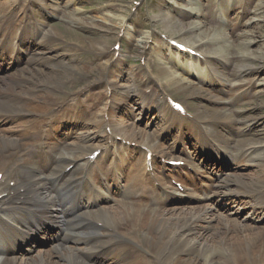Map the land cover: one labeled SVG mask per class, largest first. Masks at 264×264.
<instances>
[{"label":"bare ground","instance_id":"1","mask_svg":"<svg viewBox=\"0 0 264 264\" xmlns=\"http://www.w3.org/2000/svg\"><path fill=\"white\" fill-rule=\"evenodd\" d=\"M7 2L17 4L18 0H8ZM261 2L262 0L257 5V10L262 6L264 9V2L263 4ZM6 6L5 2H1L0 11H3ZM221 9L224 13L227 12V5L221 4ZM192 12V9H188L187 12L181 9L177 12V17L172 16L175 20L172 19L169 23L161 26L162 32L167 34V37L181 32L182 30L177 28L175 22L192 26L191 30L196 29L199 22L185 21ZM256 12L243 13L237 28L229 30L228 35L221 33L218 35V32H214L223 39V42L218 45L213 43L211 50L199 51L203 55L202 60L206 62L208 57H214L223 65L229 64L234 53L232 47L236 45L238 39L247 37L245 34L238 35L236 29L246 26L247 23L242 22V19ZM112 15L114 13L110 14V16ZM169 16L160 12V15L153 19L162 22L169 19ZM118 20L119 25L123 16ZM26 26L24 25L20 30L19 38L21 35L25 36ZM0 34L1 57L6 54V41L10 38V34L6 28H0ZM257 37L264 38L260 32H255L249 34L250 39L245 41L244 45L241 43L240 47L243 51L239 55L242 62L236 67L238 73L255 68L248 61L257 66L258 64L254 62L264 60V53H257L256 49L250 52L246 50L248 43L254 42ZM15 38L16 36L13 37V39ZM184 39L185 42L181 43L194 49L192 45L196 42L199 43L201 36L198 39L195 36ZM212 39L213 42L216 41V39ZM228 41H231V44H228ZM18 42L20 47L22 41L18 40ZM30 43L32 42H27V45ZM105 45V43H100L97 47L98 50L105 48ZM202 45L203 43H199L198 46ZM33 46L39 50V53L37 50L33 56L28 57L27 64L30 67L27 66L20 74L12 76V83L2 82V86H0V171L11 177V168L20 158V165L15 167V171L19 169L22 171L24 181L21 183L15 181L11 189L13 196L10 198V202L16 205L14 211L26 212L23 215L25 219L14 221L6 214L11 207L0 202V247L2 248L0 254H4V257L0 258V264H187L192 261L193 257H195L194 259H204L202 264H251L250 260L255 256V252L264 251V247H258L259 243L264 242V223L263 221H259L260 224L256 222L261 219L259 209L263 207L262 202L264 201V140L253 135L245 141L238 142L234 140L233 136L223 134L222 129H218L215 124H209L207 120H204V118L217 119L220 113L219 109H207L210 110L209 116L201 117L197 123L202 128H208L210 134L207 137L208 143L226 140L237 147L235 152L229 151L227 154L226 159L232 158L233 161L228 163L229 171L221 174L214 185V197L208 198V195L205 194L202 199H207L210 202L202 204L201 207L190 206L184 202L182 203L184 205L176 203L162 208L161 200L163 198H158L157 192L152 187V179L139 175V167L148 151L153 154L152 162L158 155L157 151L165 153L163 156H166L168 151L161 144L154 143L153 135L143 132L141 129H134L137 127L136 125L132 130L126 128L121 105L135 101L134 104L138 108H141L140 105L144 107L149 105L158 112L161 111V108L158 107L164 96L156 97L155 101L146 103L144 97L138 95L130 86L124 87L119 102L115 105L112 104V107H115L111 112V121L105 119L107 105L99 110L95 119H83V124L92 126V129L80 134L75 141L69 142L66 152L59 155L51 171H45L43 167L46 166L41 163L45 158L50 157L61 143V138L56 134L60 126L58 119L54 118L58 117V114H51V116H47V114L52 110L51 105L56 103L53 101L54 93L64 85V80L56 75H49L41 67H36L43 62V64L55 67L58 65L50 62L44 55L47 50H52L47 41L42 38L37 39ZM29 49H33V47ZM69 69L71 74H75L72 72L76 70L75 67L71 66ZM159 71L161 76L163 75L161 78L169 82L176 90L188 92L192 88L191 82L188 83V86L185 85L182 79L168 74L164 67H161ZM185 71L188 72V69ZM228 76L229 73L224 71L220 75L215 74L214 76L205 72L201 76V80L216 87L218 84L223 85ZM128 99L130 100L126 102ZM69 106L70 104L64 107L60 105L55 111L58 113L60 111L69 112ZM252 107L254 110L257 109L253 103ZM34 113L38 114V117H27ZM130 113H132L131 109L127 112V116ZM258 116V114L252 115L247 123L243 124V127L246 128L249 124H253L252 120ZM21 118L26 119L21 121L24 125L23 128L11 125L13 122H18L17 120L20 121ZM73 118L77 119V117ZM106 127L110 128L112 135L120 136L125 141H135L137 146L134 149H132L133 147L125 148L124 152L118 154L119 162L115 166L110 165L104 171L109 176L108 178L115 182V185L119 182V185L122 186L121 198L112 199L113 203L105 206L104 203L103 206L89 210L87 209L89 205L96 204V199H91L95 191L84 175L89 162L87 161L86 166H78L77 156L89 151L88 154H90L97 149L95 147L90 150L91 143L104 136ZM139 137H141V141L138 140ZM204 142L205 140L201 139L199 145L202 146ZM212 146L213 144L209 147ZM227 146L231 145L227 143ZM134 152L144 153V157H138L133 162L128 161ZM186 154L193 156L191 152ZM204 160L216 163V159H213L212 156ZM69 165L75 167L72 170L77 171L78 175H70L64 181L57 183L65 171V167ZM245 168H252L249 171L248 179H244V175H237L235 172ZM115 171L119 172L118 176L115 175ZM187 180L193 184V177L188 176ZM164 181H166L165 178L163 181L159 179L161 184H165ZM95 183L105 187L98 177ZM185 184L189 189L190 185ZM104 189L107 194L108 189ZM217 200L219 203L227 204L222 207L224 209L232 203L242 201L248 205V209H246L248 215L244 216L243 221L240 222L238 218L241 213L230 207L229 210L233 209V212L227 213L228 216L223 215L224 211H216ZM179 201L181 202V200ZM67 204L68 207H66ZM72 207L75 211L80 207L83 208L79 217L68 215ZM215 214L219 217H216ZM214 219L215 222L210 224ZM17 225L24 226L26 230L24 229L19 234ZM106 227L110 228L111 232H105L104 228ZM35 230L42 231L41 233L43 230H51L54 240L58 239L59 242L55 243L46 253L48 254L47 258L52 255L53 261L39 259V262H35L32 257H24L17 262L15 257L7 255L13 251L20 240L23 242L27 240L30 236L29 231ZM143 230L145 233L141 234ZM259 234L263 237L256 241L255 237ZM111 237L114 238L109 241ZM33 252H35L34 249ZM36 253L39 254L40 251Z\"/></svg>","mask_w":264,"mask_h":264},{"label":"rangeland","instance_id":"2","mask_svg":"<svg viewBox=\"0 0 264 264\" xmlns=\"http://www.w3.org/2000/svg\"><path fill=\"white\" fill-rule=\"evenodd\" d=\"M53 1L54 0H50V2L48 0L45 1L46 3H49L50 6H55V8H57V10H55V14L53 15V17H50L48 21L44 22V17H42L39 14V11H40L39 9L41 8V6H38V9L35 10V13L39 15V18H38L39 22H44V30L47 33H49L52 37L56 38V39H50L47 42L50 45V47H52V50H50L51 52H46V56L50 57V59H54L55 61H59L62 65L66 66L68 70L64 72L63 70L64 67L62 68L60 66L58 72L51 73L50 72L51 70H49L45 66L40 65V67L43 70H45V72L49 73V75L56 74L59 78L64 80L65 83H64V86L61 88L60 94H65L70 89L76 90L77 88H80L81 86L90 82L94 78L91 76L90 78H84L81 76H75V78H72L70 76L71 72L69 70V67L76 66V69H79L80 74L89 65L90 67H95L98 63H96V61L93 62L92 59H90V57L93 56L95 58H99V56L95 53L96 49H98L97 48L98 45L100 43L102 44L105 43L107 45H110L113 42L114 38L111 35L108 36L105 33L101 34L98 31L91 30L89 28H92V29L100 28L105 32L106 31L110 32V30L116 32L118 23H119L118 19L121 18V16L127 17L128 15L132 13L131 10L133 8L132 7L133 1L135 0H71V3L69 5L64 4V2H67L68 0H58L59 1L58 6L51 4ZM141 1L143 3L141 7L139 8L140 18L136 17L134 20V23H137L138 25L146 26L149 23L148 20L151 18H155V17L157 18V16L160 15V12L164 13V15L168 13L170 15V16L168 15L169 19H165L162 22L161 21L158 22L157 19H155L156 21L152 22L155 28L158 29L159 32H162L161 26H163L165 23H169L170 21H172L173 15L177 17L175 12L173 14L172 12L173 9L181 10L182 9L181 7H185L187 5V8H188L190 7V5H192L195 8L194 9L195 12H198V13L202 12L204 14L205 12H207V10H205V5L207 1H212V0H194L191 2H189V0H168L169 4L165 3L164 0H151L152 2H149L148 0L147 2L146 0H141ZM233 1L236 3H239L242 0H233ZM259 2L260 1L258 0V3ZM263 2L264 0H262L261 4H263ZM256 3L257 1L255 2V4ZM63 11L69 12L70 16H68L69 14L68 15L64 14ZM256 11L257 12L255 13V15H253L250 18V20L252 19V21H255V24L246 27L244 31L249 32V30L254 29L256 30L255 32H260V34L264 36L263 6L260 7L258 10L256 9ZM112 13H114V15H112L113 17L110 16V14ZM233 16L234 15L230 16V18ZM190 17L192 19L196 18V16H190ZM186 20L188 22L190 19L187 18ZM175 24L177 28H180L182 30L178 34H174V37H176L179 40H182L186 37L191 38L194 36L195 38L198 39V34H206L204 33L205 27H208V28L210 27L208 25H204V23L202 22L201 27L197 28L195 32H193V34H189L186 32L188 29H190L188 25L186 26V25H182L176 22ZM230 26H231V22H230ZM125 33L126 35L124 36V39L122 42L123 61H121V65H120L121 70H122V76L120 75L117 76L118 72H115V70L114 72L110 70L111 80L114 81V89H115L113 97H112L113 102H118L121 96L120 90L124 86L132 85V83L129 82L130 74L131 72H133V68L137 64V57H138V53L141 47L140 43L143 38L142 37L143 34L146 33V30H142L139 28L138 29L133 28V30L127 29ZM152 43H154V45L159 44L158 40H155ZM208 44L209 43H207V45H203L202 49L208 50L209 49L207 47ZM149 45H153V44L150 43ZM199 48L201 50V47ZM263 48H264V38H262L257 45H254L252 49H256L257 53H264ZM236 49L238 50V46L236 47ZM238 61L240 62V60H237V62L234 65H236ZM163 65L164 63L160 62L158 63L157 67L159 68V66H163ZM21 66H22V69L27 67L24 61L21 62L20 64L14 67V69L12 70L13 72L9 71V72L2 73L0 77V82H2V79L7 76L6 81L11 83L12 82L10 80L11 77L8 75H10V72H12L11 74H14L15 72H19L20 71L19 69L21 68ZM258 80H260V78H258ZM149 85L150 83L147 82L144 86L138 87V91L142 93L144 90H149L150 89L148 88ZM132 87H134V85H132ZM92 91L93 90L85 94L86 96L84 97V100L88 102L91 101L92 99L93 101L97 100L99 93L92 92ZM261 91H264L262 87H257L255 90V93L252 95L250 100L258 105V110L260 111L259 114H261L260 116L262 115L264 116V108L261 109V107H264V95L260 93ZM176 92L178 96H181V97L184 96L183 95L184 93L180 92L179 90H176ZM197 93L199 92L195 90L194 94H197ZM127 105L129 106V108H131V110H133V115L130 117L127 116L125 114L127 112V107L124 108L125 113L123 114V117L125 119L124 125L126 128L132 130L134 127L133 123H135L137 127L134 129H144L146 131H151V132L159 130L158 122L153 121V117H152L154 116L155 112L144 114L143 111L140 110V108H137L136 105H133L132 102H130ZM204 106L205 105L202 104V102L199 101L198 99H195V100L188 99L187 100V107L192 112L195 111V109L197 108L202 109V107L204 108ZM121 111H123V109H121ZM249 115L250 114L248 113L244 115V117L249 116ZM237 127L241 129L239 125H237ZM86 130H88V128L78 126L74 132L75 134H79ZM237 132H238L237 130L232 131V133L235 134L234 135L235 139L238 141L248 139L249 136L253 132H259L260 137L264 138V118L260 121V123L256 125H252L250 131L248 132L246 136H245V133H242L241 134L242 136H238ZM174 140L175 139L172 136L171 137L167 136V139H165L164 141L166 144L170 145L173 143ZM97 142H102V140L92 141V144H96ZM251 169L252 168H245L243 170H237L235 172L237 173V175H241V176L244 175L243 177L244 179H248L249 177L248 174ZM227 171L228 170L224 171V173ZM110 203H113V202L111 201ZM216 203L218 204V206H216V211L217 212L224 211L223 215H227V213H232L233 209L239 210L241 214L238 220L240 222L243 221L244 216L248 215L246 212V209H248V205L243 203L242 201L239 203H232L230 206L228 205L226 209L222 207L227 204L219 203L218 200L216 201ZM229 207L233 209L229 210L230 209ZM171 212H174V211H171ZM216 215L217 214H215V216ZM231 215L234 216L233 214ZM216 217H219V216L217 215ZM214 222H215V219L210 224ZM49 234L51 233L47 232L45 233V236H49ZM35 240H37L36 243H33V244L31 243V245H33L32 247L35 249V252L33 251L29 252L30 248L28 246L27 248L24 249V252L15 256L16 257L15 260L17 262L20 261V259H22V257H25V256L32 257V260L35 262H39V259H49V260L51 259L52 261L54 260L52 259V255H50L51 258L50 256L49 258H47L48 254L46 253H48L51 247L59 241L52 240L51 242H42L43 238L38 237V236L35 237L34 241ZM37 251H40V253L37 254L36 253ZM194 258L195 257H193L192 261H189L187 264H190L191 262H193L194 264L203 263L201 259L199 258L194 259Z\"/></svg>","mask_w":264,"mask_h":264}]
</instances>
